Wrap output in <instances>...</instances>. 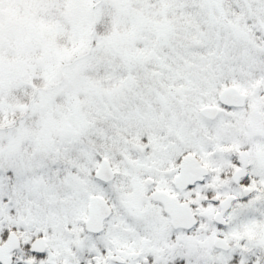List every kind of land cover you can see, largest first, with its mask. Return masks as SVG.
I'll return each mask as SVG.
<instances>
[{"label": "snow or ice", "instance_id": "snow-or-ice-1", "mask_svg": "<svg viewBox=\"0 0 264 264\" xmlns=\"http://www.w3.org/2000/svg\"><path fill=\"white\" fill-rule=\"evenodd\" d=\"M0 264H264V0H0Z\"/></svg>", "mask_w": 264, "mask_h": 264}]
</instances>
